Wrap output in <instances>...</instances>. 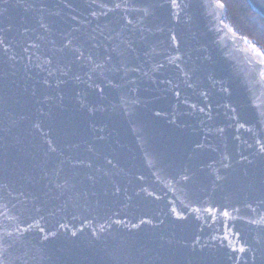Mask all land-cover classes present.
<instances>
[{
  "label": "water",
  "instance_id": "95a60500",
  "mask_svg": "<svg viewBox=\"0 0 264 264\" xmlns=\"http://www.w3.org/2000/svg\"><path fill=\"white\" fill-rule=\"evenodd\" d=\"M217 0H0V264H264V57Z\"/></svg>",
  "mask_w": 264,
  "mask_h": 264
},
{
  "label": "trees",
  "instance_id": "16d2710c",
  "mask_svg": "<svg viewBox=\"0 0 264 264\" xmlns=\"http://www.w3.org/2000/svg\"><path fill=\"white\" fill-rule=\"evenodd\" d=\"M225 9L229 31L257 49L264 57V15L252 0H217Z\"/></svg>",
  "mask_w": 264,
  "mask_h": 264
},
{
  "label": "rangeland",
  "instance_id": "374dc122",
  "mask_svg": "<svg viewBox=\"0 0 264 264\" xmlns=\"http://www.w3.org/2000/svg\"><path fill=\"white\" fill-rule=\"evenodd\" d=\"M255 4V7L264 15V0H252ZM264 77V76H263Z\"/></svg>",
  "mask_w": 264,
  "mask_h": 264
}]
</instances>
